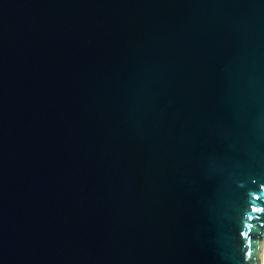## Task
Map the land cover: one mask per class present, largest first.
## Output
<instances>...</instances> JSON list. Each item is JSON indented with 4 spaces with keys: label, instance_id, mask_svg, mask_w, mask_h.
I'll return each mask as SVG.
<instances>
[{
    "label": "water",
    "instance_id": "water-1",
    "mask_svg": "<svg viewBox=\"0 0 264 264\" xmlns=\"http://www.w3.org/2000/svg\"><path fill=\"white\" fill-rule=\"evenodd\" d=\"M264 0H0V264H262Z\"/></svg>",
    "mask_w": 264,
    "mask_h": 264
},
{
    "label": "bare ground",
    "instance_id": "bare-ground-1",
    "mask_svg": "<svg viewBox=\"0 0 264 264\" xmlns=\"http://www.w3.org/2000/svg\"><path fill=\"white\" fill-rule=\"evenodd\" d=\"M262 264H264V244H263V251H262Z\"/></svg>",
    "mask_w": 264,
    "mask_h": 264
}]
</instances>
